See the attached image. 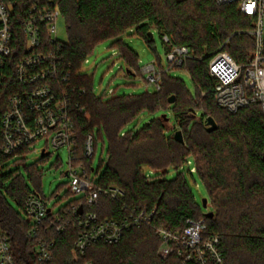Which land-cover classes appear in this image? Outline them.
<instances>
[{
    "label": "trees",
    "instance_id": "16d2710c",
    "mask_svg": "<svg viewBox=\"0 0 264 264\" xmlns=\"http://www.w3.org/2000/svg\"><path fill=\"white\" fill-rule=\"evenodd\" d=\"M52 1L66 20L68 40L63 42L61 52L71 72L65 87L77 105L76 154L83 158L89 135H93L97 148L102 142L107 161L101 160L97 170L92 161L84 163L89 172L94 170L100 190L117 188L123 193L117 199L102 195L100 204L85 213L123 221L131 210L154 211L150 224L128 229L118 244H94L84 255L74 251L80 229L71 227L64 234L54 233L56 262L183 264L177 255L160 257L163 242L158 230L181 231L189 220L204 217L209 232L221 237L224 264H264V113L259 104L236 113L219 107L215 98L217 80L209 70V62L218 51L228 52L239 64L248 60L255 50L250 34L253 20L236 5H218L215 0ZM154 31L162 39L167 35L175 45L191 50L194 58L182 69L189 72L195 95L182 80L166 72L159 91L98 97L92 77L82 73L94 48L115 41L128 70L138 73V55L123 42V36L132 32L152 47ZM9 84L12 79L6 86ZM6 86L0 90V122L11 93ZM171 97H175L174 104L169 103ZM159 112L165 114L137 131L125 132L142 115ZM209 117L218 126L213 132L206 125ZM178 131H182L184 143L176 141ZM1 147L0 135L1 224L10 237L17 264H38L35 244L28 237L31 226L23 215L31 190L22 173L7 172L5 164L13 157H5ZM186 166L188 174H196L205 186L213 218L202 214L195 203ZM25 168L39 185L37 167ZM170 169L183 172L168 180Z\"/></svg>",
    "mask_w": 264,
    "mask_h": 264
},
{
    "label": "built area",
    "instance_id": "2783aa9c",
    "mask_svg": "<svg viewBox=\"0 0 264 264\" xmlns=\"http://www.w3.org/2000/svg\"><path fill=\"white\" fill-rule=\"evenodd\" d=\"M215 1L218 5H236L243 15L251 18L254 30L250 34L255 39V50L243 64L226 51H218L211 58L210 74L217 80L216 102L231 113L259 104L264 113V0ZM61 15L52 0H0V90L12 79V84L6 86L11 93L7 111L0 122L2 153L5 157L25 158L43 139L47 146L42 157L49 155L48 146L56 150L67 148L69 168L65 176L69 179V191L81 196L59 213L48 208L38 190L30 192L26 198L23 215L31 226L28 237L35 244L38 264H58L55 260L56 242L52 238L54 233L64 234L71 227L80 229L74 251L84 255L97 243L118 244L128 229L150 224L154 214V211L149 214L146 210H131L127 219L117 221L101 219L92 212L85 213L100 204L102 195L117 199L123 193L117 188L100 190L95 184L97 176L92 177L94 170L88 171L84 161H93L97 152L93 135L86 140L83 158L76 154L74 107L77 105L73 104L65 87L71 72L61 52L63 41L57 34ZM163 41L169 48L168 69L164 70L159 63L153 62L141 70L154 91L161 89L164 73L182 69L186 61L194 58L189 48L175 45L171 37L165 35ZM114 95V90L108 92L109 97ZM158 236L163 242L160 250L163 259L177 255L183 264L225 263L221 237L209 232L204 217L189 220L181 231L160 228ZM0 264H17L10 237L1 220Z\"/></svg>",
    "mask_w": 264,
    "mask_h": 264
},
{
    "label": "rangeland",
    "instance_id": "374dc122",
    "mask_svg": "<svg viewBox=\"0 0 264 264\" xmlns=\"http://www.w3.org/2000/svg\"><path fill=\"white\" fill-rule=\"evenodd\" d=\"M57 34L58 38L67 42L68 34L66 29V20L61 15L57 22ZM154 43L152 47L141 38L134 35L132 32L126 33L123 36V42L130 46L138 55V64L140 71L134 75L127 73L128 65L125 59L120 54V49L116 45L115 41L108 40L97 45L92 53L88 56V63H84L82 66V73L92 77L94 93L98 97H109L108 92L115 91L116 95H140L144 93L154 92V87L146 81V76H143L141 70L150 63L157 62L164 70L168 69L167 61V45L164 43L160 34L157 31L153 32ZM160 67V68H161ZM170 76L182 80L187 89L195 95V85L189 72L185 69H175L169 72ZM164 112H159L156 115L144 114L139 119L129 125L127 131H137L144 127L151 120L156 119L164 115ZM169 114L170 113H166ZM201 113L198 112V117ZM170 117V116H169ZM173 125V121L170 123ZM98 130L96 129V133ZM106 139V138H105ZM107 142V140H106ZM108 144V142H107ZM47 141L45 139L39 141L30 149V153L25 158L22 156H16L10 159L6 164L7 172H20L26 180L31 192L37 190L44 197V200L48 208L53 209L55 213H59L62 210L67 209L70 204L77 201L81 196H75L69 191V179L65 176V173L69 168V153L67 148L54 149L48 146L49 155L42 157V151L46 148ZM102 142H99L97 152L93 159V167L98 169L101 160L107 161V153L103 151ZM24 159V160H23ZM36 166L40 172V183L36 184L34 179L28 173L25 167ZM188 166L184 168L186 171V177L189 181L190 188L192 190L195 203L201 208L202 214H207L211 211V205L208 203L207 208L203 207V200L208 198V193L201 182L200 178L194 174L193 177L187 172ZM183 172L170 169L166 175V179L172 180L176 178L177 174ZM150 173V171H147ZM96 175H92L93 179ZM12 204L17 207L16 202Z\"/></svg>",
    "mask_w": 264,
    "mask_h": 264
},
{
    "label": "water",
    "instance_id": "95a60500",
    "mask_svg": "<svg viewBox=\"0 0 264 264\" xmlns=\"http://www.w3.org/2000/svg\"><path fill=\"white\" fill-rule=\"evenodd\" d=\"M151 35L153 36L152 33H151ZM127 73H128L129 75H134V74L131 73L129 70H127ZM169 103H170V104H174V103H175V97H171V98L169 99ZM206 125H207V127H208V131H209V132H213V131L217 130V128H218V126H217L215 120H214L212 117H209V118L207 119V124H206ZM175 139H176V141H178V142H180V143H184V138H183V133H182V131H178V132H176V134H175ZM207 206H208V199H204V200H203V207H204V208H207ZM206 215H207V217H209V218H213L214 213H213V212H209V213H207Z\"/></svg>",
    "mask_w": 264,
    "mask_h": 264
},
{
    "label": "snow or ice",
    "instance_id": "6c2138e0",
    "mask_svg": "<svg viewBox=\"0 0 264 264\" xmlns=\"http://www.w3.org/2000/svg\"><path fill=\"white\" fill-rule=\"evenodd\" d=\"M249 10H251V9H249Z\"/></svg>",
    "mask_w": 264,
    "mask_h": 264
}]
</instances>
